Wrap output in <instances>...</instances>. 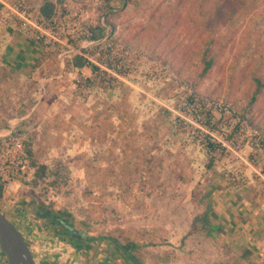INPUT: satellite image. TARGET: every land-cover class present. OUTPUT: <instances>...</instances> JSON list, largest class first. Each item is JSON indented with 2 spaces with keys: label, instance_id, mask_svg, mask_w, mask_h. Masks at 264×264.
<instances>
[{
  "label": "rangeland",
  "instance_id": "obj_1",
  "mask_svg": "<svg viewBox=\"0 0 264 264\" xmlns=\"http://www.w3.org/2000/svg\"><path fill=\"white\" fill-rule=\"evenodd\" d=\"M54 1L60 4L66 3L73 9H78L77 14L81 22L93 30L95 35L108 33L122 50H127L130 55L134 53L138 56L135 74L122 81L123 86L120 88L123 89L119 93L112 92V97L109 94L101 97L106 102L99 97L110 93L108 91L110 88L111 90L117 88L118 83L116 86L107 88L97 81H91L86 88L76 90L82 94L87 93V96L89 94L95 96V104H93L95 111L100 113L101 109L107 107L114 114L115 108L118 110L117 114L124 117V120H133V125H130L133 132H126L129 136L139 133L143 136L150 135V139L153 140L139 142L133 139L132 144L134 145L126 148L118 158L99 154L85 158L77 156L74 164L75 167H80V172L73 174L68 172L67 174V171L64 172L65 170L61 168L62 173H47L45 180L34 186L38 193L37 196L41 195V199L44 195L46 198V194L48 198L50 189L55 197V192H57L60 203L55 208L65 210L70 214L69 217H64L67 220L66 223L71 225L77 233L98 238L97 243L90 242L87 248L83 246L77 248L78 262L80 261L81 264H135L130 259L122 257L115 248V246L132 242L136 248L130 254L136 257L141 264H232L233 258L221 249L228 244L245 242L243 235L247 231L243 228L238 229L239 221H236L235 229L229 234L228 231L231 230L227 229V226L225 229L222 228L224 221H221L222 226L220 224L217 226V222L214 221L217 226L215 231L209 230L210 225L204 226L199 221L201 213L206 214L205 209L203 208L202 211L198 209L197 205L191 203V198L207 195L210 192L207 188L208 184L219 182L226 188L230 187V189L227 188V195L239 201L245 199L246 203H249L248 199L253 200L260 191L262 193L264 191L263 151L257 152L255 158L247 146L240 151L244 160L224 153L217 157L218 161L213 163L204 149L191 142L184 134H180L172 118L167 113L157 110L156 107H158L157 100L173 98L178 82H187L201 95L229 103L238 113L248 118L251 126L264 135V94L257 99L250 110H242L250 101L254 85L248 72H245L247 62L241 63V66L233 70L236 66V57H240L244 46L237 42L234 45L231 42L226 43L224 51L218 57L216 67L207 78L202 80L198 77V66L179 69L177 72L168 65L163 66L165 56L153 55L150 58L153 47L146 40L151 38L149 30L152 17L149 14L150 11L145 12L143 7L140 8L134 3L125 6V0H47L46 5L50 3L52 6ZM159 3L160 0L157 1V4ZM251 13V21H249L250 18L247 19L248 32L261 33L263 39L264 5H258ZM1 27L7 29L0 22V31ZM130 33L139 36L142 40H128ZM125 44L129 46L126 47ZM44 49L43 53L46 56L55 57L57 60L58 50ZM28 52L41 53L42 51L29 50ZM72 57H66L63 63L57 62V64H60L63 69L67 60ZM62 64H64L63 67ZM163 67L166 71H163ZM121 102L122 104H119ZM251 117L259 123V126L251 120ZM97 130L103 133L106 129L104 130L98 124ZM128 143L127 140L125 146H128ZM92 144L94 146L96 142ZM138 148L140 151H137ZM114 164L124 165L125 179L121 187L114 188L112 181H109L110 188H107L105 175L103 177L98 170L100 167ZM61 166L63 167L62 162ZM84 166L93 168L90 179L84 180ZM127 168L134 170L126 172ZM134 171L137 174L133 173ZM109 175L108 173L107 177ZM101 176L103 181H101ZM250 180L252 184L249 183ZM1 183L3 190L0 196H3L7 187L2 181ZM132 186L135 187L133 190ZM131 190L132 198L135 193V204L126 202L129 197L127 194H131ZM214 191L212 188L211 192ZM216 193L219 194V192ZM143 196L148 201L142 199ZM115 198L121 201H112ZM252 203L253 201H251V206H253ZM9 221L12 222V220ZM14 221L15 223L20 222ZM254 221H256L255 218L248 221L246 217V226L249 223L254 226ZM212 222L210 220L209 224ZM39 223L46 226L47 236H53V234L61 236L62 230L58 225L46 221H39ZM240 224H243L242 217ZM17 225L20 226V224ZM148 228H151V231ZM219 229L224 233L227 232V235L221 234ZM211 232L217 234L211 236ZM232 234L233 237H231ZM29 237L31 236L24 237L27 242H29ZM252 238V244L259 241L258 236ZM30 239L33 240V238ZM53 248L56 247L53 246ZM39 251V247H32L35 257ZM261 256L253 257L250 263H247V258L244 263L238 256L235 257L237 258L235 264H264V254ZM43 262L44 264H58L53 253L45 255L42 260L35 263Z\"/></svg>",
  "mask_w": 264,
  "mask_h": 264
},
{
  "label": "crops",
  "instance_id": "obj_2",
  "mask_svg": "<svg viewBox=\"0 0 264 264\" xmlns=\"http://www.w3.org/2000/svg\"><path fill=\"white\" fill-rule=\"evenodd\" d=\"M0 32L2 33L0 36V137L7 134L11 128L21 129L26 134V138L32 143L33 158L44 168L45 178L47 173H62L61 168H63V171L65 170L64 172L67 171V174L68 172L71 174L80 172V167H75L74 164L77 156L85 158L86 156L92 157L94 154H99L118 158L121 157L126 148L134 145L132 144L133 139H137L139 142L143 140L153 141L150 139V135L143 136L139 133H133L129 136V133L126 134V132L131 131L130 125H133V120H124V117L117 114L118 110L115 108L114 114L107 107L101 109L100 113L95 111L96 109L93 108L95 96L90 94L87 96V93L82 94V92L76 90L74 78L80 74L89 77L91 73L89 67L83 66L76 70L71 63L72 58H69L65 63V68L62 64V69L60 64H57V62H60L58 59L46 56L43 53L45 50L43 47L30 41L22 33L3 27H1ZM29 50L42 52L31 53L28 52ZM122 86L113 88L114 90L110 88L108 90L110 93L104 95L100 93L99 98L106 97L107 94L112 97V92L119 93L123 89L120 88ZM134 88L137 89L136 86ZM101 99L104 100V98ZM104 101L106 102V100ZM119 104H122V102ZM98 124L104 130L106 129L105 132L99 133V130H97ZM142 124L144 125V123ZM127 140L129 143L128 146H125ZM93 142H96L94 146ZM137 151H140L139 148ZM92 169V166L83 167L84 180L90 179ZM132 170L134 169L127 168L126 172ZM98 171L99 174H103V177L105 175L107 188H110L109 181H112L114 188H118L121 187L125 179V167L122 164L106 165L100 167ZM108 173L110 174L109 177H107ZM133 173L137 174L136 171ZM103 177L101 176V181H103ZM249 183L252 184V180ZM55 186L58 187V185ZM133 186L131 187L132 190L135 188ZM207 188L210 190L207 195L191 198V203L197 205L198 209H201V211L203 208L205 209L206 214L202 215L201 213L199 221L204 226L210 225L209 230L211 231H215L216 227L221 225V221H224V226H221L223 229L227 226V229L231 230L228 231V234L235 229L236 221H239L238 229L243 228L244 231H247L243 235L245 242L242 244L232 242L233 244H228L221 251L228 253L230 258H233L232 264H235L237 260L235 257L238 256L244 263L246 258L248 259L247 263H250L253 257L259 258L263 255L264 191L263 193L260 191L258 196L253 200L248 199L249 203H246L245 199L239 201V199L227 195V188L230 189V187L227 186L226 188L222 183H209ZM212 188H214V192H211ZM35 189L34 179L29 187L22 185L18 187L7 186V191L3 193V196H0V210L7 219L16 224L25 238L31 236L37 244L38 242L42 244L46 237H50L52 240L57 238L58 240L60 237L54 234L53 236H47L46 226L39 223V221L47 222V220L39 216L37 207L42 204L48 208L53 207V210L57 211L55 207L60 203L58 201L59 195L55 192L56 197L54 199L56 198V200L50 199V203L46 204L47 194L46 198L44 195L41 199V195L37 196L38 193ZM132 190L131 194H127L129 197L126 202L135 204V193L133 198L131 197ZM216 192H219V194ZM107 199V196H105V200ZM142 199L148 201L145 196ZM112 201L119 202L121 199L115 198ZM251 201H253V206H251ZM241 217L243 218L242 225L240 224ZM246 217L248 221L255 218L256 221L253 222L255 225L251 226L249 223L246 226ZM32 218L36 220L37 226L35 227L34 225L31 226L28 220ZM14 220L20 222L15 223ZM210 220L213 221L211 224H209ZM214 221L217 222V226ZM17 224H20V226L18 227ZM167 227L170 228L168 225ZM148 229L151 231V228ZM253 230L255 231L253 232ZM219 231L221 230L219 229ZM216 234V232H211V236ZM221 234L226 236L227 232L221 231ZM233 236L232 234L231 237ZM253 236H258L259 241L252 244ZM32 247H30L31 252ZM73 249L75 250L72 252ZM77 250L73 244L67 243L64 246L62 255L59 254L61 252L58 253V250L54 251L53 254H55L58 264H69L70 257L77 260ZM32 255L35 258L33 253ZM79 263L81 264L80 261ZM41 264H44V262Z\"/></svg>",
  "mask_w": 264,
  "mask_h": 264
},
{
  "label": "built area",
  "instance_id": "obj_3",
  "mask_svg": "<svg viewBox=\"0 0 264 264\" xmlns=\"http://www.w3.org/2000/svg\"><path fill=\"white\" fill-rule=\"evenodd\" d=\"M46 2L47 0H0V22L4 27L22 33L35 44L58 50L57 59L60 63L70 56L84 58V66L89 67L91 73L89 77L76 75L74 84L77 90L86 88L91 81H97L107 88L118 83L119 87L123 85L122 81L135 74L138 63L136 54L131 56L127 50H122L108 33L95 35L93 30L81 22L78 9H73L66 3L52 2L50 15L45 17L43 8ZM157 103L156 109L167 113L178 132L204 149L213 163L224 153L244 160L240 151L247 146L255 158L259 151H263L264 156V135L250 125L246 116L223 100L201 95L187 82H178L173 98L157 100ZM26 139V134L17 128H11L0 137V180L6 187H29L34 179V170L30 167L26 154ZM54 197L50 189L46 204ZM28 220L31 226H37L34 218ZM30 238L33 237L28 238L29 247L42 248L35 257L36 263L57 250L62 255L64 246L67 245L57 238L52 240L46 237L42 244H37L34 238ZM51 246L56 247L52 249L54 251L50 249ZM69 264L80 263L70 257Z\"/></svg>",
  "mask_w": 264,
  "mask_h": 264
},
{
  "label": "trees",
  "instance_id": "obj_4",
  "mask_svg": "<svg viewBox=\"0 0 264 264\" xmlns=\"http://www.w3.org/2000/svg\"><path fill=\"white\" fill-rule=\"evenodd\" d=\"M157 1H124L125 6L134 3L140 8L143 7L145 12L150 11L151 38L146 40L153 47L150 58L153 55L165 56L163 66L168 65L177 72L179 69L198 66V77L203 80L216 67L218 57L224 51L226 43L231 42L234 45L237 42L243 45V51L240 57H236V66L233 70L241 66V63L247 62L245 72L250 75L254 88L250 94V101L242 110H250L257 99L264 94V44L261 45L264 43V38H261V33L248 32L247 19L250 18L251 21L252 10L258 5H264V0L262 2L261 0H160L159 4ZM50 9V3H47L43 8L45 17L50 15ZM128 38L130 41L142 40L131 33ZM124 46L128 47L129 44ZM71 63L76 70H79L86 61L80 56H73ZM179 66L181 68H178ZM251 120L259 126L252 117ZM25 144L30 167L34 170V186H37L45 180L46 173L33 158L31 141L26 139ZM2 190L3 184L0 181V194ZM37 209L39 216L46 217L47 222L51 224L57 225L58 221L66 223L64 217L70 216L65 210L54 211L42 204H39ZM66 227L68 230L64 233V237L76 248L81 246L87 248L90 242L98 241V238L77 234L69 224ZM115 248L120 255L128 257V253L135 250L136 245L127 242ZM0 253L2 254L1 251Z\"/></svg>",
  "mask_w": 264,
  "mask_h": 264
},
{
  "label": "water",
  "instance_id": "obj_5",
  "mask_svg": "<svg viewBox=\"0 0 264 264\" xmlns=\"http://www.w3.org/2000/svg\"><path fill=\"white\" fill-rule=\"evenodd\" d=\"M0 251L7 264H36L29 244L19 229L0 210ZM135 264L139 260L131 256Z\"/></svg>",
  "mask_w": 264,
  "mask_h": 264
},
{
  "label": "flooded vegetation",
  "instance_id": "obj_6",
  "mask_svg": "<svg viewBox=\"0 0 264 264\" xmlns=\"http://www.w3.org/2000/svg\"><path fill=\"white\" fill-rule=\"evenodd\" d=\"M42 218H44V219H46V217H44V216H42ZM47 220V219H46ZM57 225H58V227L59 228H61V230H62V232H61V236H60V239L61 240H63V241H65L66 243H68V244H71V243H69L66 239H65V237H64V233L65 232H67V227H66V223H63V222H60V221H58V223H57ZM71 226V225H70ZM76 232V231H75ZM77 233V232H76ZM77 234H80V233H77ZM80 235H84V236H88L87 234H80ZM131 254L130 253H128V257H125V258H128V259H130L131 261H132V259H131ZM5 256L3 255V254H1V256H0V264H7V261H6V258H4ZM123 257V256H122ZM133 262V261H132ZM134 263V262H133Z\"/></svg>",
  "mask_w": 264,
  "mask_h": 264
},
{
  "label": "bare ground",
  "instance_id": "obj_7",
  "mask_svg": "<svg viewBox=\"0 0 264 264\" xmlns=\"http://www.w3.org/2000/svg\"><path fill=\"white\" fill-rule=\"evenodd\" d=\"M39 249H41V250H42V248H41V247H40ZM50 249H51V250H52V249H54V248H53V246H51V247H50ZM52 251H54V250H52Z\"/></svg>",
  "mask_w": 264,
  "mask_h": 264
}]
</instances>
